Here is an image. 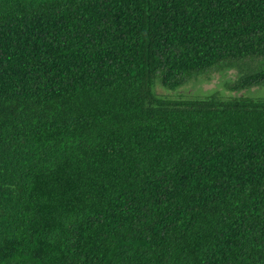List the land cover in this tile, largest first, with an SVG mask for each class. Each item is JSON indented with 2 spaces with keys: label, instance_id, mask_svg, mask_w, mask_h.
I'll list each match as a JSON object with an SVG mask.
<instances>
[{
  "label": "trees",
  "instance_id": "16d2710c",
  "mask_svg": "<svg viewBox=\"0 0 264 264\" xmlns=\"http://www.w3.org/2000/svg\"><path fill=\"white\" fill-rule=\"evenodd\" d=\"M253 86L264 0H0V264H264Z\"/></svg>",
  "mask_w": 264,
  "mask_h": 264
},
{
  "label": "rangeland",
  "instance_id": "374dc122",
  "mask_svg": "<svg viewBox=\"0 0 264 264\" xmlns=\"http://www.w3.org/2000/svg\"><path fill=\"white\" fill-rule=\"evenodd\" d=\"M235 76L234 70H228L225 73H217L211 72L205 77H201L198 79H193L192 81L188 82L187 84L183 85L181 92L187 95H204L211 92H216L222 96H232V95H240L242 91H228L226 88L222 86V82L225 79L233 80ZM157 91H161V89L157 88ZM249 95L253 96H262L264 95V86H253L251 87L248 92Z\"/></svg>",
  "mask_w": 264,
  "mask_h": 264
}]
</instances>
